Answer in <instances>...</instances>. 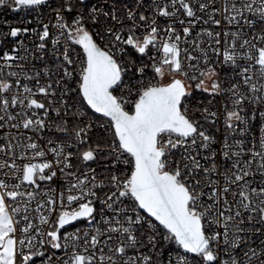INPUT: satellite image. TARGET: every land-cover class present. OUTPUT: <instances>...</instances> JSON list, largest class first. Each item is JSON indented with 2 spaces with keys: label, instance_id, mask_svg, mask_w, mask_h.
Here are the masks:
<instances>
[{
  "label": "snow or ice",
  "instance_id": "6c2138e0",
  "mask_svg": "<svg viewBox=\"0 0 264 264\" xmlns=\"http://www.w3.org/2000/svg\"><path fill=\"white\" fill-rule=\"evenodd\" d=\"M0 12V264H264V0Z\"/></svg>",
  "mask_w": 264,
  "mask_h": 264
},
{
  "label": "built area",
  "instance_id": "2783aa9c",
  "mask_svg": "<svg viewBox=\"0 0 264 264\" xmlns=\"http://www.w3.org/2000/svg\"><path fill=\"white\" fill-rule=\"evenodd\" d=\"M20 14H13L11 12H0V19H8L15 21Z\"/></svg>",
  "mask_w": 264,
  "mask_h": 264
}]
</instances>
